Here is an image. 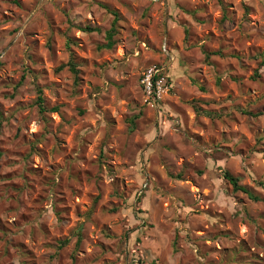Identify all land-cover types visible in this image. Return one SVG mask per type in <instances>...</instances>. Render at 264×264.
<instances>
[{
	"label": "rangeland",
	"instance_id": "obj_1",
	"mask_svg": "<svg viewBox=\"0 0 264 264\" xmlns=\"http://www.w3.org/2000/svg\"><path fill=\"white\" fill-rule=\"evenodd\" d=\"M0 264H264V0H0Z\"/></svg>",
	"mask_w": 264,
	"mask_h": 264
},
{
	"label": "built area",
	"instance_id": "obj_2",
	"mask_svg": "<svg viewBox=\"0 0 264 264\" xmlns=\"http://www.w3.org/2000/svg\"><path fill=\"white\" fill-rule=\"evenodd\" d=\"M140 83L144 98L150 104H154L157 99H160L168 91L162 68L155 64L148 66L143 71Z\"/></svg>",
	"mask_w": 264,
	"mask_h": 264
},
{
	"label": "trees",
	"instance_id": "obj_3",
	"mask_svg": "<svg viewBox=\"0 0 264 264\" xmlns=\"http://www.w3.org/2000/svg\"><path fill=\"white\" fill-rule=\"evenodd\" d=\"M116 21H117V18H114L113 24H112L113 27H114V24L116 23ZM95 29L96 28H93V27H90V26L82 27V30H87V31H93ZM113 31H114V29L111 32L108 33V41H107V43L105 45L107 47H110V45L112 44L111 37L113 35L112 34ZM69 66L71 67V69H74V66L72 65V63L69 64ZM36 104L38 105L39 113L47 111V107L43 104V100H42V97L40 95V92H38ZM222 177L225 178L231 184L233 190H240L242 192H245L248 195V197H250L252 199H257L256 196L251 194V192H249L244 186H242V185H240L238 183V178L236 176H233L228 171H223Z\"/></svg>",
	"mask_w": 264,
	"mask_h": 264
}]
</instances>
